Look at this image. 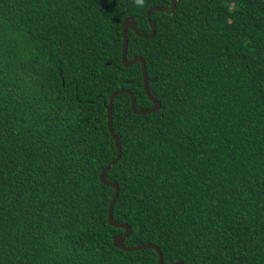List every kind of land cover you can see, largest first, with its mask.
I'll use <instances>...</instances> for the list:
<instances>
[{
    "label": "trees",
    "instance_id": "1",
    "mask_svg": "<svg viewBox=\"0 0 264 264\" xmlns=\"http://www.w3.org/2000/svg\"><path fill=\"white\" fill-rule=\"evenodd\" d=\"M170 0H0V264H158L108 220L111 95L154 105L122 63ZM128 31L155 113L114 100V220L164 264H264V0H177ZM109 63H111L109 65Z\"/></svg>",
    "mask_w": 264,
    "mask_h": 264
},
{
    "label": "water",
    "instance_id": "2",
    "mask_svg": "<svg viewBox=\"0 0 264 264\" xmlns=\"http://www.w3.org/2000/svg\"><path fill=\"white\" fill-rule=\"evenodd\" d=\"M170 1L172 4L170 8H163V7L157 6V7H152L148 10L147 18H148V21H149V24L151 27V32L149 34H143V33L138 31L136 20L133 17L126 19L124 24H123L124 42H123V48H122V63L124 65V67H126V68L133 66L135 63L141 64L142 74H143V79H144V90H145L147 96L149 97V99L152 101L154 106L151 109H138L137 105H136V97H135L134 93L129 89H121V90L115 91L111 95L110 102L108 105V128H109V131L112 135V138L114 139L116 146H117V157L110 164H108L106 167H104L101 174H100V181L103 184L110 186L114 189V195H113L112 201L110 202V206H109V213H108L109 223L113 227L125 229L124 234H116L113 236L114 246L120 250H123V251H135V250H146V249L155 250V251H157V253L159 255L158 264H164V255L158 246L153 245V244H142L139 246L129 247V246L125 245V240L128 236H130V234L132 233V230L128 224L117 223L114 220V208H115V205H116L117 200L119 198L120 187H119L117 182L110 181L107 179V173L110 170V168L113 165L117 164V162L122 157V145H121L120 140H119V138H118V136L115 133V130L113 128V107H114L115 98L117 96L123 95V94L130 95L132 110L136 115L151 114V113H155L161 109V102L151 94L150 89H149V78H148V74H147V67H146L145 60L141 56H135L131 60H129L127 58L128 45H129L128 31L131 30V31L135 32L140 38H143V39H151V38L155 37V35L157 33V26H156V23L151 18L152 12L158 11V12H165V13L173 14L176 10V7H177V0H170ZM110 64L111 63H109V65ZM174 264H184V263L182 261H177Z\"/></svg>",
    "mask_w": 264,
    "mask_h": 264
},
{
    "label": "clouds",
    "instance_id": "3",
    "mask_svg": "<svg viewBox=\"0 0 264 264\" xmlns=\"http://www.w3.org/2000/svg\"><path fill=\"white\" fill-rule=\"evenodd\" d=\"M135 3L137 5V7H142L144 4V0H135Z\"/></svg>",
    "mask_w": 264,
    "mask_h": 264
}]
</instances>
